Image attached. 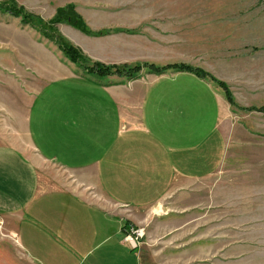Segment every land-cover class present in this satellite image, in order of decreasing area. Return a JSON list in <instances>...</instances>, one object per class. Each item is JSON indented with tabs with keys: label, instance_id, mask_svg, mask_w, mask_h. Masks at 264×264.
Returning <instances> with one entry per match:
<instances>
[{
	"label": "rangeland",
	"instance_id": "1",
	"mask_svg": "<svg viewBox=\"0 0 264 264\" xmlns=\"http://www.w3.org/2000/svg\"><path fill=\"white\" fill-rule=\"evenodd\" d=\"M0 2H14L41 21L30 18L33 24L23 25L19 17L0 12V146H16L38 162L43 189L70 188L119 213L141 231L142 264H264V0ZM69 4L90 29L112 31L93 36L60 21L49 23L58 8ZM41 27L106 65L182 61L199 66L227 85L233 102L217 84L190 73L156 75L142 67L139 80L87 74L82 61H72ZM60 63L63 75L51 69ZM68 69L90 81L121 79L117 82L123 84L91 86L88 79L69 76ZM42 89H151L145 102L161 104L179 95L202 102V89H215L227 103L224 158L207 177L175 180L152 206L121 207L103 193L93 173L85 176L38 156L26 114ZM210 125L207 116L205 127ZM2 216L0 255L10 258L2 250L10 235L8 218Z\"/></svg>",
	"mask_w": 264,
	"mask_h": 264
},
{
	"label": "crops",
	"instance_id": "2",
	"mask_svg": "<svg viewBox=\"0 0 264 264\" xmlns=\"http://www.w3.org/2000/svg\"><path fill=\"white\" fill-rule=\"evenodd\" d=\"M51 69L63 75L62 63ZM117 81L89 80L104 88L123 84ZM150 90L42 89L26 114L31 143L42 160L93 173L113 203L152 206L175 180L201 179L218 169L227 103L215 89H202V102L179 95L169 104L146 103ZM39 167L18 147L0 146V215L8 218L10 233L8 247L2 245L10 258L0 255V264H142L139 249L124 240L125 218L70 188L43 189Z\"/></svg>",
	"mask_w": 264,
	"mask_h": 264
},
{
	"label": "trees",
	"instance_id": "3",
	"mask_svg": "<svg viewBox=\"0 0 264 264\" xmlns=\"http://www.w3.org/2000/svg\"><path fill=\"white\" fill-rule=\"evenodd\" d=\"M13 3L0 2V12H7V13L12 14L15 17H19L20 22L23 25H27V24L32 25L33 23L30 18L36 19V17L31 15L30 13H27V11L24 10L22 6H17V5H14ZM58 21H60L61 23L69 24L72 27L80 30L81 32L86 33L88 35H93V36L107 35L112 31L111 29H100L96 31L90 29L85 23V21L83 20V18L73 10V6L71 4H69L67 7L58 8L56 10L55 15L50 19L49 23L54 24L55 22H58ZM36 22L40 23L41 21H38L36 19ZM45 28L46 27H41L40 29L43 36L46 37V39L48 40L51 38L52 39L55 38L54 40L57 42L58 46L62 48L65 51L66 55L76 64L78 63L77 58H79L83 63L81 67L84 69L85 73L87 74L95 73L99 76L101 75L107 76V75L116 74L119 76H125L126 79L131 80V79L137 78V76L140 74L139 72L142 69V67L146 68L147 73L156 74V75L164 74L166 71L190 72L202 79H205V80H208V81H211L217 84L225 92V96L227 100L230 103L233 102L232 96L229 93L227 85L221 80L214 77L211 73H209L208 71H206L205 69L199 66L191 65L187 62H182V61L164 64V65H159L154 62H151L149 64H144V65H141V64L128 65L126 63L106 65V64H103L101 61L93 60L85 53L82 54V52L80 51V48L71 45L69 42L64 40V37L58 34L51 35L49 31H46ZM132 226H133L132 223H130L129 221H125L123 229L125 232H127L128 229Z\"/></svg>",
	"mask_w": 264,
	"mask_h": 264
},
{
	"label": "built area",
	"instance_id": "4",
	"mask_svg": "<svg viewBox=\"0 0 264 264\" xmlns=\"http://www.w3.org/2000/svg\"><path fill=\"white\" fill-rule=\"evenodd\" d=\"M138 230H134V227H130L124 235V240L133 248H137L138 240L141 237V231L140 229Z\"/></svg>",
	"mask_w": 264,
	"mask_h": 264
}]
</instances>
